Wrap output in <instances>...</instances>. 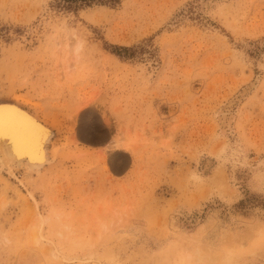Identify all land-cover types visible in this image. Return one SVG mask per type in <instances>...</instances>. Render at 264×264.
I'll list each match as a JSON object with an SVG mask.
<instances>
[{
	"label": "rangeland",
	"instance_id": "374dc122",
	"mask_svg": "<svg viewBox=\"0 0 264 264\" xmlns=\"http://www.w3.org/2000/svg\"><path fill=\"white\" fill-rule=\"evenodd\" d=\"M0 102V264H264V0H0Z\"/></svg>",
	"mask_w": 264,
	"mask_h": 264
},
{
	"label": "bare ground",
	"instance_id": "6f19581e",
	"mask_svg": "<svg viewBox=\"0 0 264 264\" xmlns=\"http://www.w3.org/2000/svg\"><path fill=\"white\" fill-rule=\"evenodd\" d=\"M75 45L76 52L78 45ZM251 87L242 91L241 96ZM231 105L230 103L219 115L223 132L229 127L224 119ZM0 125L3 130V136L0 137V171L4 170L9 174H13L14 170L32 173L50 165L48 146L53 132L36 114L17 104L0 102Z\"/></svg>",
	"mask_w": 264,
	"mask_h": 264
},
{
	"label": "snow or ice",
	"instance_id": "6c2138e0",
	"mask_svg": "<svg viewBox=\"0 0 264 264\" xmlns=\"http://www.w3.org/2000/svg\"><path fill=\"white\" fill-rule=\"evenodd\" d=\"M3 136V130H2V125H0V137Z\"/></svg>",
	"mask_w": 264,
	"mask_h": 264
},
{
	"label": "trees",
	"instance_id": "16d2710c",
	"mask_svg": "<svg viewBox=\"0 0 264 264\" xmlns=\"http://www.w3.org/2000/svg\"><path fill=\"white\" fill-rule=\"evenodd\" d=\"M113 1H116V0H113Z\"/></svg>",
	"mask_w": 264,
	"mask_h": 264
}]
</instances>
